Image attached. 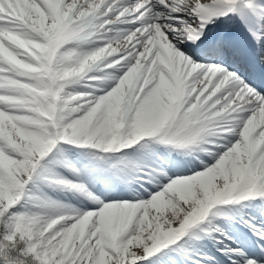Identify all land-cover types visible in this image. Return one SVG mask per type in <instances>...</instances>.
Wrapping results in <instances>:
<instances>
[{
	"label": "snow or ice",
	"instance_id": "1",
	"mask_svg": "<svg viewBox=\"0 0 264 264\" xmlns=\"http://www.w3.org/2000/svg\"><path fill=\"white\" fill-rule=\"evenodd\" d=\"M0 264H264V0H0Z\"/></svg>",
	"mask_w": 264,
	"mask_h": 264
}]
</instances>
